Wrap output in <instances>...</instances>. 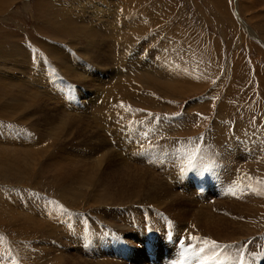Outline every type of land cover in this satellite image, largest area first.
I'll return each instance as SVG.
<instances>
[{"label":"bare ground","instance_id":"1","mask_svg":"<svg viewBox=\"0 0 264 264\" xmlns=\"http://www.w3.org/2000/svg\"><path fill=\"white\" fill-rule=\"evenodd\" d=\"M91 1L86 4L87 2L83 3L81 0L69 3L68 1L58 0V4H52L50 2L48 4V8H52L50 18H52L51 20L55 27H58L69 34H75L78 38L84 37L88 44L87 48L91 51V55L88 58L85 57L83 60L81 59L82 61H78L67 46H58L56 44H51L50 42H44L41 44L42 52L46 53L48 56L46 59H54L55 61L52 60L54 65H57L60 68L65 78H62L61 80L60 77H64L63 75L60 77L58 75L47 76L45 73H43L45 75L40 74L34 76L35 69L38 74L43 71L45 67H43L42 63L33 67L32 63L38 60L36 59L37 56H35V53H30V55L28 53L29 51L26 50V47L19 43L12 45L8 50V54L12 56L10 61H8V66L15 70L19 69L18 71H21L22 74H19L20 76L0 75V85L3 84L7 88L12 89L11 91L9 90L10 92H15L12 95L6 94L2 112L3 110L7 111L6 108L8 107L15 109L16 107H22L19 105L18 100L24 99L26 101L27 99V105H29V103L32 105L29 108L33 107L32 111L34 112L32 113H50L48 115L49 119H44L46 125L52 124L55 119L58 118L60 119L61 124L67 129L68 125H73L74 123L77 124L79 119L83 118V116L79 114L85 103L83 102V104H81L77 101V97L82 95L88 97L89 101H91L89 104L92 108V114L94 117L118 125L124 132L111 133L113 135L121 133L123 135L124 145L128 149L132 146L131 151L129 150V158L121 161L119 158L123 155V152L116 150V145L110 143V136L112 135L110 132H105L108 136L109 142L106 143L105 139L102 137L105 136L104 132L92 131L93 133L90 134L88 130V132H79L80 134H85L87 137V142H85L84 147L82 146L83 148H78L75 146L76 144L74 145L70 143L69 145L73 146L68 147L70 150L63 149V152H59L58 155H53L51 153L48 156V160L44 159V162L45 160L46 162L41 163L42 165L44 164L43 168H41V175L44 176L46 181L48 180L54 185L58 196L62 201L72 207L76 206V202L79 200L78 197L83 196L91 186V193L94 200L99 204L102 203V205L96 212L97 217L94 219V222H100V225L98 226H92L91 219L90 222L87 223L82 216L76 215L74 216V223L72 222V219H70L65 226L63 225V227L56 225L57 227L54 226L49 229L50 231L47 235V240L49 241L47 243L45 242V245H51L43 246L42 249L35 251V255L38 257H34L33 260L36 259L34 264L37 262H39L37 264H87L80 259L82 256L80 254L84 251L83 249L87 248L89 251L86 252L90 258V264H124L126 261L122 260V248L120 245V236L127 232L124 231L122 234L124 225L133 237L138 235V230L136 228H139L141 225V235H143V232L148 225H153L154 229L157 231H161L162 226L166 225L168 229H176L177 234H179L178 231H181V229L183 233H186L185 235H188L191 231L197 232V235H194L198 238L197 240H191V237H188L187 240L196 245L200 244L203 251H201L200 256H198L197 259H203V264H212L213 262H224L227 264H264V234H260L257 237L255 236L256 239H254L253 245L248 246L250 248V250L248 248L249 251L246 250L245 245L242 243H229V241H236L250 234L252 236H254L253 234H259L260 227L264 225V178L256 176L253 172L248 171L250 167L253 168L255 166V162L259 163L260 159H263L264 140L260 139L261 136L258 137L256 135L257 133L255 134L254 131L251 130H243V132L238 131V133L233 132L234 130L232 132H211L209 136L206 137L207 141L204 142L205 147L201 146L200 148L199 145V148H197L196 144L193 145V143L197 141L196 139H192V137L179 138L174 136L175 134L173 135V131L176 126H172L173 128L171 129V132H164L165 129H162L163 123L160 122H158L159 124L154 122V124L156 123L158 125L155 127L153 126L155 129L152 128L153 130L150 132H142L141 124L137 123V125L139 124L138 128L140 132L138 130V132H131L130 125L133 122L126 123L128 119L130 120V116H127L125 113H120L121 111H119L118 107L125 99H127V101L134 100L133 96L135 94L130 96V90L123 89V85L127 84V81L131 78H136L135 80L138 84L140 81L144 80L148 82V86H150V83L152 85V82L165 84L167 83L166 80H163L164 83L162 79L167 78V74H169L167 71L169 70L164 68L163 61L158 60L160 56L159 51L154 50L148 52L145 58L143 57L144 61H140V66H146V64L149 63V60H152L154 67L148 69L146 66L147 68L141 72L137 71V77H135L134 74L131 77L127 76V65H130L133 61L130 62L128 58H125L126 54L120 52L121 42H119L117 38L124 37L123 34L125 28H130L131 26L130 24H123L124 22L120 21V19L116 22L111 17L110 10L112 7L117 12V15L119 14V9L114 1L106 0L98 6ZM69 7L75 10V12L73 13ZM48 8L46 12L48 11ZM139 27H143V25ZM126 32L128 33V31ZM70 45L73 46L72 43H70ZM139 49L133 51L136 59ZM109 50H111L110 54L113 53L115 59L122 62L125 67L122 69L114 68L109 70V75L112 80L109 87H107L106 93L98 98V95L95 96V94L99 88L96 90L92 89L90 83H101V78H95L92 81L84 80L88 79V77H83V73L81 72L87 70L91 72L93 71V68L99 69V67L101 69L107 67L106 69H108L111 64V60L109 59L111 57L108 53ZM78 51L80 54H84V51ZM77 53L78 52H76V54ZM136 59L134 58L133 60ZM136 63L130 65L132 68L128 72L132 69L133 72L138 70L137 64L139 62ZM12 69L10 71H12ZM101 69L99 72L102 71ZM32 72L34 74H32ZM24 76L26 79L22 82V77ZM168 78L170 79V77ZM81 83L84 85L88 84V86L91 87V91L89 90L91 94L89 96L86 95L84 91L77 88L75 89V86H80ZM163 87L166 88L165 90L169 89L172 91L174 89L173 85L170 84H166ZM93 93L94 95H92ZM45 96H48L51 99H56L55 103L57 104V107L54 109L53 107H48L49 102L44 101ZM2 99L4 98H1L0 95V101ZM55 109L58 113H61L60 116L54 113ZM138 122H143L142 124L144 125L146 123L144 121ZM165 122H170L174 125V121L170 119L165 120ZM39 123L40 122H36V124ZM137 125L134 126L133 124L132 126L137 127ZM165 125L166 124H164L163 128H166ZM32 126L35 127V123ZM74 127L72 126V129ZM3 131L11 132L8 131V129H3ZM57 133L58 132H51L50 136ZM144 133H147V135H143ZM163 133H169L170 136L164 137L165 135L163 136ZM39 135L42 134L39 132ZM30 136L28 135L26 142H28L29 145L33 144V142L36 143L37 137ZM19 142L20 145L23 144L20 139L14 137L2 138L0 136V150H3L1 154L9 160H11L10 156H12V160L14 161L13 165H9L10 163L3 164L1 168L3 171L9 169L13 172H19L21 171L19 166L24 165L23 167H28L29 162H34L33 160L35 159V156L42 154L41 150L38 154L33 153L34 151L32 148L28 146L18 147ZM118 142L122 144V142ZM143 142L145 143L143 144ZM133 145L139 146L140 151ZM105 147L108 148V152L104 149ZM29 149L32 152H27ZM74 150H77L76 152H78L79 155H85L88 157L87 160L74 157V153H71ZM194 152L197 156L195 163L198 167L195 170H190L191 165L189 164V157ZM258 155H260L261 158L256 160L255 156L258 157ZM14 158H17L18 161H15L16 159L14 160ZM133 158H138L144 162L143 164L146 163V167L138 170L135 166L129 165L128 162ZM118 160H120L121 163H118ZM242 160L245 162H242ZM20 161L22 163H19ZM170 161H173V163L178 164L179 166H172ZM185 161L187 163H185ZM215 162H217V164L214 166H217L220 171L222 169V175L219 173L222 177L221 187L217 188L212 187L214 179L212 177L213 172L211 169ZM263 163L264 162H262V165ZM147 164L153 165L150 167ZM159 165L164 166H161L160 169L158 167ZM182 170L186 175H181ZM233 170H240V172L235 173L233 176ZM149 174L150 177L148 176ZM148 179L149 181L147 182ZM178 186L181 188L178 189ZM199 187L201 190H197ZM209 188H212L216 195H218L215 200L212 199L214 201H209V198H207V196L205 197L206 194H203V190L208 191ZM195 190L198 191V193L201 191L199 200H196L193 195V191ZM34 197L30 196L27 197L26 200H23L25 201L23 206L19 205V201L17 203V199H15L13 203L9 202V205H12V210L10 209L11 211L21 212L26 208H31L28 210L29 213L26 214L21 225L24 227V224L29 223L28 231L26 230L27 232L32 233L36 231L37 233H40L44 231L47 225H49L48 222L50 221V217L48 216V220L42 218L43 209H39V207H43L44 200L42 201L40 195L36 198ZM189 205L190 207H187ZM141 206L148 207L141 208ZM193 206L198 209L196 210L194 208L192 210ZM212 209L218 211V214H215L216 212L214 213ZM96 210L97 209H95V211ZM123 210L126 211L129 216H123ZM0 211H4V209L0 207ZM221 212L225 214H222ZM144 213L157 216V218L155 217L156 221L153 219L150 221L148 218H144L142 220L143 224H141L140 216ZM52 217L54 221H61L62 219L51 215V218ZM100 218H102V220L105 219V225L108 228L101 226L102 220H100ZM163 218H166V221H162ZM115 219L119 221L118 224L115 223ZM137 221L139 227H136ZM237 224L241 225L240 229L237 227ZM248 224L251 225L248 226ZM19 228L16 229V231L22 233L21 230L23 229L20 230ZM150 230L151 229L149 228V231ZM58 232L60 233L56 234ZM20 233L19 235H21ZM200 238L214 240L221 245H232V247L227 249H212L210 246L205 249L203 246V239ZM163 239V241H165V237ZM133 243L138 249H145L146 252H148V255L140 253V256H137V258L134 259L137 264H150L148 260L152 261V263L157 261L159 264H170L167 257L169 256L168 252L171 253V251L167 252L164 242L160 248L161 254H158L155 259H153V256L156 252L152 238L146 239L144 236H141L140 242L136 237L133 238ZM71 244L76 245L75 248L77 252L73 253V255H67L66 249L68 245ZM181 248L183 249V247ZM246 252L248 253L246 254ZM174 255L177 262L174 261L173 264H186L185 261L178 258V255ZM225 255H229L231 258L224 259L223 257ZM249 255L251 256L248 257ZM32 256H34V254ZM239 258L240 260H238ZM130 262L127 261L125 264H129Z\"/></svg>","mask_w":264,"mask_h":264},{"label":"rangeland","instance_id":"2","mask_svg":"<svg viewBox=\"0 0 264 264\" xmlns=\"http://www.w3.org/2000/svg\"><path fill=\"white\" fill-rule=\"evenodd\" d=\"M57 1L58 0H0V75L20 76L19 74H22L21 71H18L19 69L15 70L14 68L12 69L8 66V61H10L12 57L8 54V50L12 45L18 43L25 46L26 50L29 51V54L35 53V56H37V58H35L38 60L32 63L33 67L39 63H42L43 67H45V69L38 74L35 69L34 76L40 74H46L47 76H64L60 68L57 65H54L52 61L54 59H46L48 56L46 53L42 52L41 45L44 42H50L51 44L63 47L67 46L74 55L75 59L77 58L76 60L78 61H82L85 57L88 58L91 55V51L87 48L88 44L84 37L78 38L75 34H69L62 29L55 27L53 24L51 20L52 18H50L52 8H48V4L49 2L55 4ZM63 1H68L69 3L80 0ZM89 1L91 0H81L83 3L87 2L86 4H88ZM105 1L106 0H92L91 2H94L98 6ZM110 1H114L120 14L117 15V12L112 7L110 10L111 17L116 22L120 19V21L124 22L123 24H130L131 26L130 28H125L123 34L124 37L117 38V40L121 42L120 52L126 54L125 58H128L130 62H139L138 64L135 62L138 70L134 72L133 69L130 72L128 71L132 68L130 65H134L135 63L131 62L132 64L130 63V65H127L128 71L125 70L127 72V76L131 77L134 74V76L137 77L138 72H141L147 67L148 69L154 67L152 60H149V63L147 64L145 63L147 67L142 64V66H140V61H144L146 54L154 50L159 51L160 56L158 60L163 61L164 68L169 70L167 71L169 73L167 74V78L170 77V79H162V81L166 80L167 83L163 81L165 84L152 82V87L151 83L150 86H148V82L142 80L138 84L135 80L136 78H131L127 81V84L123 85V89L130 90V96H133V94L136 95L133 96L134 100L127 101V99H125L119 106L120 108L118 107L119 111H121L120 113H125L127 116H130V120L128 119L126 123L133 122L130 125L131 132H136L137 130L140 132L138 128L139 124L142 126V132H150L155 129L154 127L159 124L158 122H160L163 123L162 129L166 130H164V132H171V129L173 128L172 126H176L173 131V135L175 134L174 136L179 138L192 137V139H196L197 141L193 143V145L196 144L197 148H201V146L205 147L204 142L207 141L206 137L209 136L211 132H232L234 130L233 132L238 133V131L243 132V130H251L254 131L255 134L257 133L256 135L258 137L261 136L260 139L264 140V0ZM47 8L48 11L46 12ZM69 9H71L73 13L75 12L72 8L69 7ZM142 25L143 27H139ZM126 31H128V33ZM75 39L80 40L77 41ZM70 43H72L73 46H71ZM1 49H4L5 51H2ZM137 49H139V51L137 52L136 59L133 51H136ZM78 50L84 51L85 55L83 53V55L80 54ZM76 52L78 53L76 54ZM110 52L111 50L108 51L109 54ZM110 57L111 58L109 59L111 60V64L108 69H106L107 67L104 69L99 67V69L93 68V71H91L93 73L89 70L81 72L83 73V77H88V79L84 80L92 81L95 78H101L103 82H101L102 84L98 82L94 84L90 83V85H92V89L96 90L99 88L95 94V96L98 95V98L106 93L107 87H109L112 80L109 75V70L114 68L122 69L125 67L122 62L115 59L113 53L110 54ZM134 58L136 60H133ZM11 69L12 71H10ZM100 69L102 70L101 72H99ZM32 74L34 73L32 72ZM22 78V82L25 81L26 77L24 76ZM60 78L62 80L65 76ZM166 84L173 85L174 89L172 91L169 89L165 90L166 88L163 86ZM3 86L7 88L3 84L0 85V91H2L0 92V95L1 98H4L0 101V136L2 138L14 137L20 139L24 145H20L19 142L18 147L28 146L32 148L34 151L33 153L38 154L42 151V154L35 156V159L33 160L34 162H29L28 167H23L24 165L19 166L21 171L13 172L9 169H6L5 171L1 169L3 164L10 163L9 165H13L14 161L12 160V156H10L11 160L3 156L1 154L3 150H0V207L4 209V211H0V263L34 264L36 260H33L34 257H38L35 255V251L42 249L43 246L51 245H45V242L47 243L49 241L47 240V235L50 231L49 229L56 225L63 227V225L65 226L70 219H72V222L74 223V216L76 215L82 216L87 223L90 222L91 219V225L98 226L100 225V222H94V219L97 217L96 212L102 205V203L99 204L94 200L91 193V186L87 189L83 196L78 197L79 200H77L78 202H76V206L72 207L62 201L58 196L54 185L48 180L47 182L44 176L41 175V168H43L44 165L41 163H45L46 160L49 159L48 156L51 153L53 155H58L59 152H63V149L73 147L69 145L70 143L74 145L76 144L75 146L78 148H83L85 146V142H87V137L85 134H80L79 132H88V130L90 134L93 132H104L105 136L102 137L105 139L106 143H109L108 136L105 132L111 133L124 131L121 130L118 125L95 118L89 104L91 101H89L88 97H84L82 95L77 97V101L81 104H83V102L85 103L83 104L84 106L81 108V112L79 114L83 116V118L79 119L77 124L74 123L73 125H68L67 129L61 124L60 119L58 118H56L52 124L46 125L44 119H49L48 115L50 113H32L34 112L32 111L33 107L29 108L32 105L31 103L27 105V99L26 101L24 99L18 100L19 105L22 107H16V109L8 107L6 108L7 111L3 110L2 112L6 94L12 95L15 93L10 92L12 90L11 88L5 89ZM76 88L84 91L88 96L91 94V87L88 86V84L84 85L81 83L80 86H75V89ZM92 95H94V93ZM44 101L49 102L48 107H53V109L57 107V104L55 103L56 99H51L50 97L45 96ZM54 113L58 116L61 115V113H58L56 109ZM148 113H153L159 115L160 117L167 115L171 117L170 120L174 121V125H172L173 123L165 122L163 119L157 121L155 116L150 117ZM138 121H144L147 124L145 123L144 125L142 124L143 122L140 123ZM36 122L40 123L36 124ZM154 122L158 124H154ZM34 123L35 127L32 126ZM137 123L139 124L137 125ZM133 124L134 126L137 125V127L132 126ZM164 124L168 125H165L167 129L163 128ZM8 125H12L15 129L20 131L12 132L7 127ZM72 126L75 127L72 129ZM3 129H8V131L11 132H4ZM39 132L42 135H39ZM51 132L58 133L50 136ZM28 135H31L32 137L36 136V143H38L36 144L33 142V144L29 145V143L26 142ZM163 136L169 137L170 135L169 133H163ZM110 138V143L116 145L115 149L120 150L119 152H123V155H121L119 159H121V161L123 159L127 160L130 156L129 152L131 151L132 146L128 149L124 145L123 135L121 133H116L115 135L112 134ZM118 141L122 142V144ZM144 143L145 142H143V144ZM133 146L139 150V146ZM104 149L108 152L107 147ZM76 151L77 150L71 152L74 153V157L87 160L88 157L85 155H79ZM27 152L32 151L29 149ZM255 158L257 160L258 158H261V156L258 155V157L255 156ZM44 159H46L45 162ZM14 160L18 161L17 158H14ZM261 160L264 162V156L263 159H260L259 163L255 162V166L253 168L250 167L248 171L253 172L256 176L264 178V163L262 165ZM121 161L118 160V163H121ZM242 162L245 161L242 160ZM19 163L22 162L20 161ZM128 163L129 165L135 166L138 170L146 167V163L143 164L144 162L138 158H133ZM170 163L174 167L179 166L178 164L173 163V161H170ZM185 163L187 162L185 161ZM216 164L217 162L212 165L213 167L211 169L213 172L212 177L214 179L212 183L213 188L221 187L222 169L220 171L217 166H214ZM147 165L151 167L153 164ZM161 166L159 165L158 167L161 169ZM237 172H240V170H233L232 175L234 176ZM148 176L150 177V174ZM148 181L149 179L147 182ZM180 188L181 187L178 186V189ZM198 189H200V187L197 188V190ZM200 192L198 193L196 190L193 191V195L196 200H199L201 196ZM34 193H38L40 198H42V201L44 200L45 203H43L44 208L42 206L39 207V209H43L42 218L48 220L50 217V221L48 222L49 225H47L49 228L46 227L47 229L45 228L46 230L44 229V231L40 233H37L36 231L32 233L27 232L29 223L24 224V227L21 225L24 221V217L29 213L28 210L31 208H26L21 212L11 211L12 205H9V202L13 203L14 200L17 199V203L19 201V205L23 206L25 202L23 200H26L27 197L35 196L34 198H36L38 196L33 195ZM203 194H206L205 197L207 196L209 201H214L215 198L218 197L212 188H209L208 191L203 190ZM18 199H20L21 202ZM50 201H55L56 203H49ZM195 206L192 207V210ZM142 207L148 206H141V208ZM187 207H190V205ZM62 208L67 211H62ZM95 209L97 210L95 211ZM195 209L197 210L198 208ZM212 211L214 213L216 212L215 214H218V211L215 209H212ZM221 213L225 214L223 212ZM51 215L62 219L61 221H54L53 217L51 218ZM122 215L126 217L129 216L124 210ZM155 217L157 218V216L149 215L147 213L141 214V224H143L142 220L144 218H148L150 221L152 219L156 221ZM100 220H102V218H100ZM162 221H166V218H163ZM105 223V219L102 220L101 226L108 228ZM115 223L118 224L119 221L115 219ZM250 225L251 224H248V226ZM240 226L241 225L237 224L239 229ZM136 227H139L138 221L136 223ZM140 227L136 228L138 230V235L133 237L124 225L122 234L124 231L127 232L120 236L122 260H125L126 262L131 261L129 264H137L134 259H136L137 256H140V253L148 255V252H146L145 249H138L133 243V238L137 237L141 242V236H144L146 239L152 238V242L155 245L156 254L153 256V259L157 258L158 254H161L160 248L164 242L167 252L171 251V253L168 252L169 256L167 257L170 264H173L174 261L177 262L174 254L178 255V258L185 261L186 264H203V259H197L198 256H200L202 247L200 244L196 245L195 243L187 240L188 237L197 235V232L191 231V233L185 235L186 233H183L181 229V231H178L179 234H177L176 229H168L166 225L162 226L161 231L155 230L153 225H148L144 230L143 235H141ZM18 228L25 231L21 230L22 233L17 232L16 229ZM149 228L151 229L150 231ZM19 233L21 235H19ZM59 233L60 232L56 234ZM260 234H264V225L260 227L259 234H253L254 236L250 234L239 240H234L235 242L229 241V243H242L245 245L246 250H248V246L253 245L254 239H256L255 236L257 237ZM164 237L165 241H163ZM183 240L187 243V245H177L178 241ZM203 246L205 249L210 247L205 244H203ZM75 247V244L68 245L66 254L73 255V253H76L77 251ZM181 247H183V249ZM87 249H83L84 251L80 254L82 255L80 259L87 264H90V258L86 252L89 250ZM247 253L248 252H246V254ZM33 254L34 256H32ZM250 256L251 255L248 257ZM238 260H240V258ZM148 261L150 264H159L157 261H155V263H152L150 260ZM212 264L227 263L213 262Z\"/></svg>","mask_w":264,"mask_h":264},{"label":"snow or ice","instance_id":"3","mask_svg":"<svg viewBox=\"0 0 264 264\" xmlns=\"http://www.w3.org/2000/svg\"><path fill=\"white\" fill-rule=\"evenodd\" d=\"M138 111H142V110H138ZM148 115H149L150 117L155 116V119H156L157 121H160L161 119H163V120H169V119H171V117H169V116H167V115H165V116H163V117H160L159 115H156V114H153V113H148ZM7 127H8L11 131H13V132H15V131H20V130H18V129H15L12 125H8ZM143 135L146 136L147 133H144ZM196 159H197V156H196V153L194 152V153L189 157V164L191 165V169H190V170H195V169L198 167V165L195 163ZM181 175H186V173L182 170V171H181ZM33 195H39V194H38V193H34ZM49 203H56V202H55V201H50ZM61 210H62V211H67L66 209H63V208H62ZM190 239H191V240H197L198 238L195 237V236H192ZM200 239H203L204 244H205L206 246H211L212 249H216V248L227 249V248L232 247V245H221V244H219L217 241H214V240H207V239H204V238H200ZM201 251H203V249H201ZM223 258H224V259H230L231 257H230L229 255H225Z\"/></svg>","mask_w":264,"mask_h":264}]
</instances>
